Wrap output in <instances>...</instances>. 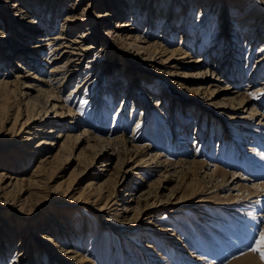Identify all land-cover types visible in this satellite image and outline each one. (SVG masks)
Listing matches in <instances>:
<instances>
[{"label": "rangeland", "instance_id": "1", "mask_svg": "<svg viewBox=\"0 0 264 264\" xmlns=\"http://www.w3.org/2000/svg\"><path fill=\"white\" fill-rule=\"evenodd\" d=\"M38 1L39 5L32 0H0L5 8V12L0 10V33L4 35L0 42L42 43L38 38L45 36L49 25L56 26L50 34L66 29L68 39L75 37L78 41L74 44L85 51L79 65H73L74 73L64 81L62 91L56 92L62 102L52 101L62 106L59 111H66L65 98L71 89L89 78L82 91L90 81L95 83L88 97L94 103H83L79 122L69 124L71 116L66 113L58 122L54 119L38 126L56 130L49 135L36 131L37 139L54 141L41 151V155L50 154L48 162L38 171L36 156L22 169L12 158H21L26 139L35 130L21 126L39 106L33 108L32 102L43 95L30 89L33 97L29 102L30 96L22 97L17 90L0 84V168L8 164L10 172L17 173L14 184L4 189L6 200L0 197V264H62L60 255L66 247L83 257L77 264H264V250H253L264 233V196L250 194L253 184L264 183V91L253 92L258 87L264 90V34L251 44L249 57L244 37L238 44L232 39L235 26L230 23L228 8L239 0L217 1L226 18L220 33L221 48L214 52L208 50L211 29L201 31L203 43L197 49L196 31L190 35L188 22L182 25L181 15L190 9L188 4L175 5L178 12L174 17L169 15L164 32L174 33V38L163 40L156 24L155 0L150 7L145 3L133 6L143 17L138 27L118 25L130 18L128 11L133 7L128 0ZM176 1L168 0L170 5ZM245 1L252 9L264 12V0ZM125 2L127 12L118 15L117 5ZM241 2L242 7L247 4ZM27 5H37V16L44 11V26L30 21ZM98 11L107 15L97 17L96 22ZM151 21L155 32L148 34ZM14 22L24 24L30 36H20ZM94 22L97 27L89 29ZM183 33L187 40L182 44ZM133 43L148 48L158 45L165 50L162 57L179 45L182 49L178 48L181 53L172 60L160 64V52L150 57ZM225 44L230 52L225 51ZM2 52L6 65H0V78L4 80L37 83L47 77L54 64L44 60L49 58V48L31 54L37 62L23 53ZM199 56L204 61L196 62ZM29 70L33 73L28 74ZM16 72L21 76L16 77ZM114 77L117 81L111 89ZM250 91L253 101L241 106L240 101L247 100ZM73 92L70 105L76 109L82 92ZM123 100L124 107L118 112ZM44 105L45 99L38 110ZM139 117L142 122L135 126ZM58 131H68L72 134L68 137H73L67 140L71 149L62 155L56 151L64 138H55ZM177 135L184 138L182 143H174ZM37 139L28 147L36 146ZM156 151L162 153L161 160L154 156ZM215 167L228 171V176H214ZM158 200L164 204L152 207ZM34 232L47 240L35 238ZM164 233L170 234L175 251L161 235ZM147 243L152 249H144L150 255L148 263L138 247Z\"/></svg>", "mask_w": 264, "mask_h": 264}, {"label": "bare ground", "instance_id": "2", "mask_svg": "<svg viewBox=\"0 0 264 264\" xmlns=\"http://www.w3.org/2000/svg\"><path fill=\"white\" fill-rule=\"evenodd\" d=\"M7 1L8 0H2V2H7ZM102 1H104V0H102ZM128 1L130 2V3H128V5L130 4L132 7L135 5V3L138 4V5L145 3V4L148 5V7H150V5L152 3V0H128ZM217 1L218 0H177L175 4L170 5L168 0H164V1L163 0H155L154 8L158 12L157 13V15H158L157 22L158 23H156V24H159V26H160L159 29L161 30V33L163 32L161 34L162 36H160V37H163V40H167V39H170V38H172V40H173V38H174L173 34L174 33H172L170 35L164 33L167 30L166 28L169 26V22H168L169 18H170L169 15L173 16V17L176 16V14L178 12L176 7H175L176 4H179V3H180V5H187L188 4L191 7L188 10V12L186 13V15L184 13L181 15V20H182V25L183 26H187L185 24L188 22V26H189L188 28L189 29H188L187 32L190 35H192L191 32L196 31V33L198 35L197 44H196L197 49L200 48V45L203 43V39H202L203 38V36H202L203 33H201V31L205 27H208L209 29H211V31L213 33V37H212V39H211V41L209 42V45H208V50L209 51L211 50V52L212 51L214 52V50H216L218 48L220 49L221 48L220 44L222 42V39L220 38V33H221V30L224 28L225 18L226 17H225V11L223 10V6H220L221 3L217 2ZM32 2H35V3H37V5H39V1L38 0H32ZM161 3H163V5H162L163 7H162V9L159 10V7H161L160 6ZM194 3H196L195 5H197V7H196L197 10L195 11L196 15H194L195 13H194V11H192L193 10L192 9L193 8L192 5H194ZM241 3H242L241 0H239L237 2H231L229 4V8H228L230 10V14L229 15H231V17H232L230 19V23L234 24V26H235V27H233L231 37L234 40L236 38V41H235L236 44L239 43V41L241 40V37H244L245 43H246V45L248 47L247 48L248 49L247 50V55L249 57V54L251 52V47H252L251 44L259 39V35L264 34V12L260 11L261 9L260 10H257L255 8L252 9L248 5L249 3L247 1L244 2V0H243V3H247L246 5L243 4V7L245 6V10H244V8L241 6ZM46 4L47 3L43 4L45 8H46ZM125 4H126V2L124 3V6H123V4L120 5V6L117 5L118 15L127 12L125 10V8H127V6L125 7ZM37 5L36 6H34V5H29L28 6L27 5V10L29 12H31V20L30 21L33 22V23H38V26L42 27V26H44V21H43L41 15H42V13H44V11H42V13L39 16H37V14H36L37 13V10H36L37 9ZM131 6H130V8H131ZM1 9H2V11L5 10V8L0 6V10ZM128 13H130V18L127 19L128 21H124V22L121 21V22H119L118 25L119 26H128L129 24H134V25H137V27H138L140 25V23H141V20L143 19V17H141L142 13L139 11V8L136 9V8L133 7V8H131V10L128 11ZM104 15H107V12L103 14L102 11H98L95 14L94 20L97 22V20H96L97 17H104ZM232 15H235V16L238 15L239 17L237 16L238 18H235ZM50 17H51L50 21L52 22L53 16H50ZM190 17H192V20L190 19L191 21L189 22V21H187V19H189ZM66 18H70V16H67ZM54 21L55 20H53V22ZM96 22H94L95 24L94 23H90L89 29L90 28L95 29V27H97ZM14 23H16V22H14ZM22 25H24V24H17L15 28L19 29L18 33H20V36H28L29 37L30 35L26 34V32H25V31H27V29L23 28ZM51 26L53 28H51ZM55 27H56L55 24L49 25L48 26V31L45 34V36H42V37L38 38L39 41H41V40L43 41L42 43L36 42V43L30 44L29 42L28 43L25 42V40L24 41L19 40L18 44L11 45L10 40H7L6 42H0V43H3V46L0 47V51H1L0 54H3V52H4V51L2 52V49L7 50L10 54H13L15 56H18L20 53H23L22 54L23 56L25 55V57H28V59H32L33 62H37V60L34 59V58H31L30 57L31 54H35L38 51L43 50L44 48H49V55H48L49 58L48 59H44V60H46L47 62H50V63L54 62V64L50 65V67H49V72H48L47 77L46 78H42V79L40 78L39 82H37V83L32 82V81H30V82L27 81V83H26V82H23V80L22 81L19 80L18 78H16V80H14V81L6 80V79L4 80V78H0V84L6 86L8 89H11L13 91L17 90L18 93L22 97H29L30 96L28 98V100L31 97H33L31 92H30V89L36 90L37 91V95H39V96L43 95L42 97H39V98H36V96H34V100H35V98H36V100L35 101L32 100V101H34V102H32L33 108H35L36 105H39L38 107H40V102L45 99L44 108L38 110V107H37V110L36 111L34 110L35 113H33V116L24 124V126H21L22 129L26 128L28 130L29 129L35 130V132L34 131L30 132L29 137L26 139V143H27V144H25L26 148H24V151L22 153L21 158H14V157L12 158V160L15 163L19 164L21 168H22V165L24 166L28 162L32 161L33 158L36 157V156L39 157V160H38L39 164H38V167L36 168L38 171L44 170L45 169V165L48 162L47 159L50 156V154L46 153L45 155H41V151L44 150V149L50 148L49 145L50 144L52 145L54 143V141H52V140L51 141H46V139H44L43 137H40V138L37 139V135H36L37 132L36 131H38V132L40 131V133H45L46 135H49L50 133H53L56 130H54L52 126L48 127L47 129H37L38 126L45 125L44 123L48 124L50 121L52 122L54 119H55L54 122H58V119L61 118L60 116L66 115V113H67V115L71 116V118L68 121L69 124H73V123L79 122V120L77 121V119L80 118L79 117L80 116L79 113H81V111H82L83 103L86 100H88L89 102L93 101V100L88 99V97H89V94L91 92V87H94L95 83L90 81L87 84V86L84 87V91H82L84 83L89 81V78L87 80L83 81V84H82L81 81L83 79H85V78H83L82 80H80L76 84L75 87H73L71 89V91L69 92V95L67 96V98H65V100L68 101V102H66V105H65L66 111H63V110L61 111V109L59 111L58 108H60L62 106L56 104V101H52V100L55 99V100H59L60 103L62 102L63 98L61 97L60 94H58L56 92L60 93L62 91V89L64 88V86H63L64 81L66 82L67 80H69L71 75L74 73L73 69L75 67H73V65H76V66L79 65L80 59H81V57H83V54H84L83 52L85 51V48H83L82 46L74 44V43H76L78 41L75 37H72V39H70V38L68 39V37H67L68 33H67V31H65L66 29H64V28H60L55 33L50 34L49 33L50 31H53V29H56ZM157 27H158V25H157ZM255 28H258V31H255L254 30ZM34 29H37V28H34ZM211 31H210V33H211ZM154 32H155V24H153V21H151V22H149V27L147 28V33L151 34V33H154ZM3 36L4 35L2 33H0V39ZM130 38H133V37H130ZM62 40H68V43H63ZM134 40L135 39L131 40V43L134 42ZM186 40H187V38H185V34L183 33L180 36V41L183 44V42H185ZM230 41H232V40H230ZM23 42H25V43H23ZM225 42H227V40H225ZM133 46H135L137 50H139L140 48H144V50L147 51L146 53L150 54V57H156L157 53L160 52V55L157 57L158 59H160L158 61V63H160V64H163L167 60H172L173 56H175L178 53H181L178 50V48L182 49V46L179 45L176 48L171 49L170 53H169V55L167 57H162V55H164L163 53H164L165 50H160L159 49L160 46H158V45H152V47H149V48L145 47V46H139V45H136V44H134ZM225 46L228 47V49L225 50V51L230 52V46H228L227 44H225ZM10 54H8V55L5 54V55H6V57L9 58ZM63 57L64 58L66 57V58L63 61H61V62L58 61V60H60ZM209 57L211 58L212 55L209 56ZM4 58H5L4 55L0 56V65H2L1 67H4V64L6 63V61H4ZM154 61H157V60H154ZM199 61H204V60L201 59L200 56H199L198 59L196 60V62H199ZM16 64L20 68L23 67L22 63H19V61H17ZM88 64H87V67H89ZM31 73H33V72L29 70L28 74H31ZM99 73H100V71H99ZM15 76L18 77V76H21V75L16 72ZM33 77H35V74L33 75ZM115 81H117V80L114 77V81H112V84H110V87L115 85V83H116ZM128 83H129V85L131 84V82H128ZM43 85H47V86L42 88ZM54 89H57V90L54 91ZM111 89H112V87H111ZM73 91H75V92H80L81 91L82 92L81 97H80L81 102H80L79 105L76 106V109H73L72 106L70 105V102H71L70 98L72 99V97L70 95L72 93H74ZM107 91L108 90H106V92ZM233 91L235 92L237 90L234 89ZM262 91H264L262 87H258V89H256V90L253 89V92H257V93L258 92H262ZM253 92L250 93V95L247 97V100H245L246 98L244 99L246 101L245 103H244V100L240 101V103L243 104L241 106H243V107L246 106L247 103H248L247 101H253L252 100L253 99L252 96L254 95ZM127 93H128V89H125V94L124 95L126 96ZM136 93L137 92L134 93L133 97L136 96ZM49 100H51V101L49 102ZM29 102H30V100H29ZM92 103H94V101L91 102L90 104H92ZM124 104L125 103H124V100H123L121 102V106L118 109V112L120 111V109L122 107H124ZM158 105H159L158 101H156L155 102V107L158 106ZM156 110H158V108ZM42 111H45V112H42ZM115 116L116 115H114V121L116 120ZM141 117L137 118V122H136L135 126L141 124V122H142V120H140ZM54 126H55V124H54ZM28 130H26V131H28ZM86 131L87 130L85 128H83L84 135L88 134ZM70 135H72V134L70 132H68V131H66L65 134L61 133V131L57 132V135L55 136L56 139L57 138L61 139V138L64 137L63 139H61V141L59 143L57 142L58 143V147H57L56 151L58 153H60L59 155L65 154L67 152V150H69L70 143H68L67 140L73 138V137H68ZM86 137H89V136H86ZM33 139H37L38 143L36 144V146L28 147V145L31 144L30 142L33 141ZM109 139H110V137H109ZM109 139H107V140H109ZM183 139L184 138H182L179 135H177V138L175 137L173 140H174V143H177V142H181L182 143ZM161 154L162 153L156 151L154 153V156L158 157V160H161L160 159L162 157ZM201 164L204 165L203 162ZM216 165H218V164H216ZM22 169H24V168H22ZM212 173L215 174L214 176H219V174H222L223 177H227L228 176V171L223 170V169L218 168V167H215ZM15 174H17V173H14V172L11 173L10 172L8 164H7V166H4V167L0 168V197H4L5 198L4 189H5L6 186H11L12 184H14L12 179L15 178V176H16ZM233 176H235V178L238 177V175H235V174ZM251 188H253V190L252 189L250 190V194H252V196L253 195L254 196H259V197L264 196V183L253 184L251 186ZM174 197H173V199H174ZM4 200H6V198ZM168 201H170V203H171L172 199L167 200V202ZM173 203H176V202H173ZM161 204H164V203H162V200H158V201H155L152 204V207H158V205H161ZM28 226H29V224H28ZM0 229H1V226H0ZM25 229H27V226L23 227L22 230H25ZM38 233L34 232L33 233L34 237L39 239V240H41V241L43 240V242H45V240H47L46 236L41 235L40 233L38 234ZM161 235L167 237L166 240L168 241L170 247H172V250L175 251V248L173 247L174 245H172V242H169L170 240H172V238L170 239V236H169L170 234L167 235V234L164 233V234H161ZM8 244H10V243H8ZM22 246H23V244H22ZM138 247H139L140 250H142L141 252H143V256H144L145 262L148 263L150 255L148 256V254H146L145 251L146 250L147 251L148 250H152L151 249V245L149 243H147V244L138 245ZM144 249H145V251H144ZM21 250H22V247L19 248V250H17V254ZM63 252L67 253L68 255H66L64 253H62L60 255V260L64 261L62 264H64V263L65 264L66 263L77 264L78 262L80 263L81 260L83 261V257L80 256L79 253L72 251V248L66 247L65 249H63ZM21 254H22V252L19 253V255H21ZM0 259H1V257H0ZM13 259L15 261L16 258H13ZM150 260H152L154 262V259H150Z\"/></svg>", "mask_w": 264, "mask_h": 264}, {"label": "snow or ice", "instance_id": "3", "mask_svg": "<svg viewBox=\"0 0 264 264\" xmlns=\"http://www.w3.org/2000/svg\"><path fill=\"white\" fill-rule=\"evenodd\" d=\"M253 250H264V233L261 234L260 240L257 242V248L253 249Z\"/></svg>", "mask_w": 264, "mask_h": 264}]
</instances>
